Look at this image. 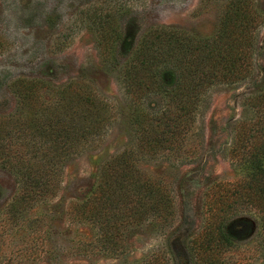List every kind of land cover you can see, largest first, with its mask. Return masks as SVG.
<instances>
[{"label": "rangeland", "instance_id": "1", "mask_svg": "<svg viewBox=\"0 0 264 264\" xmlns=\"http://www.w3.org/2000/svg\"><path fill=\"white\" fill-rule=\"evenodd\" d=\"M234 1L0 0L1 156L22 161L23 169L35 156L32 138L38 125H28L22 116L16 93L23 88H34L37 111L51 107L55 92L71 83L106 105L100 126L80 153L66 160L53 198L24 197L15 203L22 187L13 174L16 168L0 163V264H201L192 241L215 202L234 198L230 194L241 173L231 150L242 122L255 121L248 99L264 92V0H250L260 23L248 78L205 92L179 155H135V176L159 183L155 187L165 192L169 214L117 231L111 219L99 222L100 231L79 221L72 204L85 201L95 189L106 163L135 150L124 69L143 36L162 28L212 39ZM163 102L151 95L141 107L156 111ZM224 223L231 245L204 258L210 257L211 264H264L254 210L229 214Z\"/></svg>", "mask_w": 264, "mask_h": 264}, {"label": "trees", "instance_id": "2", "mask_svg": "<svg viewBox=\"0 0 264 264\" xmlns=\"http://www.w3.org/2000/svg\"><path fill=\"white\" fill-rule=\"evenodd\" d=\"M259 23L250 0H237L223 13L220 29L212 39L197 40L162 28L143 36L124 69L125 93L133 105L135 150L106 163L95 189L85 201L72 204L79 221L97 225L101 231L99 222L112 219L117 231L139 220L169 214L165 192L155 187L159 183L149 178L140 181L135 176V155H179L205 92L214 85L242 82L251 74ZM76 87L71 83L57 90L51 107L40 111L34 109V88L16 93L22 116L27 118L28 125L38 126L32 138L35 156L25 163L26 168L23 169L22 161L14 162L0 155L2 165L16 168L13 174L18 185H22L15 203L24 197L53 198L66 160L80 153L94 127L100 126L99 117L106 105L89 91ZM151 95L159 96L164 107L156 111L142 108V100ZM248 101L255 121L248 125L242 122L237 144L231 150L241 173L237 188L230 194L234 198L231 202L221 199L214 203L216 207L208 213L209 220L192 241L201 264L213 263L204 256L216 255L215 252L231 245L225 217L245 208L253 209L258 217L264 253V92ZM106 228L104 225L102 230Z\"/></svg>", "mask_w": 264, "mask_h": 264}]
</instances>
